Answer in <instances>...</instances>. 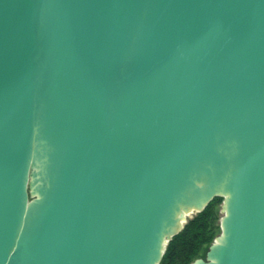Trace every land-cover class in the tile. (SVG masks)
Here are the masks:
<instances>
[{
  "label": "water",
  "instance_id": "water-1",
  "mask_svg": "<svg viewBox=\"0 0 264 264\" xmlns=\"http://www.w3.org/2000/svg\"><path fill=\"white\" fill-rule=\"evenodd\" d=\"M264 264V0H0V264Z\"/></svg>",
  "mask_w": 264,
  "mask_h": 264
},
{
  "label": "trees",
  "instance_id": "trees-1",
  "mask_svg": "<svg viewBox=\"0 0 264 264\" xmlns=\"http://www.w3.org/2000/svg\"><path fill=\"white\" fill-rule=\"evenodd\" d=\"M221 202L222 197L215 196L201 211L187 219L182 229L166 243L158 264H189L200 257V251L215 237L217 207Z\"/></svg>",
  "mask_w": 264,
  "mask_h": 264
},
{
  "label": "rangeland",
  "instance_id": "rangeland-1",
  "mask_svg": "<svg viewBox=\"0 0 264 264\" xmlns=\"http://www.w3.org/2000/svg\"><path fill=\"white\" fill-rule=\"evenodd\" d=\"M221 204H222V202L219 204V206L217 207V214H218V218H217V220H216V225H218V227L216 228V230H215V237L213 238V241L212 242H214L215 241V238H216V236L217 235H219L220 234V232H221V228H220V219H221V217H222V215H223V211H222V209H221ZM195 213L193 212V213H189L188 215H187V217H186V221H187V219H189V218H191L193 215H194ZM211 242V243H212ZM210 243V244H211ZM209 246V245H208ZM208 247L207 246H205L201 251H200V257L201 258H204V256H205V251H206V249H207ZM198 258V257H197ZM193 261V260H192ZM191 261V262H192ZM190 262V263H191ZM189 263V264H190Z\"/></svg>",
  "mask_w": 264,
  "mask_h": 264
}]
</instances>
